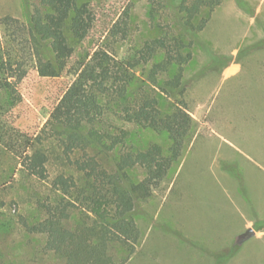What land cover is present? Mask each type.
<instances>
[{
	"label": "trees",
	"instance_id": "obj_1",
	"mask_svg": "<svg viewBox=\"0 0 264 264\" xmlns=\"http://www.w3.org/2000/svg\"><path fill=\"white\" fill-rule=\"evenodd\" d=\"M164 1L176 11L179 32L159 25L158 35L118 57L113 47L128 36L127 8L102 44L71 68L75 79L41 131L24 138L20 153L13 154L21 172L50 181L55 198L41 206L42 220L22 226L44 235V249L65 264L129 262L143 236L137 205L153 197L195 137L196 121L184 100L187 67L195 60V36L224 0ZM22 2L26 20L0 18V117L21 102L18 84L31 68L41 77H59L96 21L89 0ZM162 98L168 111L161 108ZM128 126L165 134L167 147L133 146ZM53 161L61 166L50 180ZM135 170L143 172L141 178ZM75 210L84 211V218L70 226ZM114 246L120 258L111 253Z\"/></svg>",
	"mask_w": 264,
	"mask_h": 264
},
{
	"label": "rangeland",
	"instance_id": "obj_2",
	"mask_svg": "<svg viewBox=\"0 0 264 264\" xmlns=\"http://www.w3.org/2000/svg\"><path fill=\"white\" fill-rule=\"evenodd\" d=\"M89 1L96 21L88 36L76 46L64 72L57 78H45L31 68L18 84L21 102L0 117V224L11 222L0 229V264H65L62 258L44 249V235L27 233L22 226L26 221L35 224L42 220L45 213L41 206L48 203L49 197L51 201L55 198L50 181L40 182L21 172L13 154L20 153L24 138L37 136L44 127L75 79L71 68L102 44L127 8L131 12L128 36L113 47L118 57L158 35L159 25L179 32L176 11L167 7L164 0L162 5L160 0ZM25 12L22 0H0V18L12 15L26 20ZM190 38L186 36V40ZM195 41V60L187 67L185 80L190 85L184 100L197 120L196 129L205 133L230 127L228 144L236 146L256 165L240 156L236 162H225L222 168L223 160L217 158L211 167V159L201 150L202 143L197 144L201 135L194 137L192 143L195 139L196 147L185 151L152 198L137 205L136 217L143 236L126 264H264V203L259 209L261 216H255V201L249 199L253 195L247 194L252 188L264 195V83L259 80L264 79V72L245 68L236 79L239 81L224 85L220 78L226 67L219 71L226 62L228 66L264 65V0H224ZM213 61L219 64L209 68ZM234 88L236 93L229 92ZM228 98L231 104L227 107ZM168 107V101L162 98L161 108L168 111ZM222 111L233 119L231 123ZM127 128L130 141L137 148L150 142L167 147L165 134ZM228 144L218 151L230 150ZM2 149H10L11 154ZM60 166L57 161L50 164V180ZM247 166L252 170L251 188L245 193L242 175ZM133 174L141 178L143 172L135 170ZM217 175L222 184H216ZM82 212L85 213L71 211L68 224L83 220ZM248 228H253L255 235L237 245L238 236ZM111 253L122 256L118 246L112 247Z\"/></svg>",
	"mask_w": 264,
	"mask_h": 264
},
{
	"label": "crops",
	"instance_id": "obj_3",
	"mask_svg": "<svg viewBox=\"0 0 264 264\" xmlns=\"http://www.w3.org/2000/svg\"><path fill=\"white\" fill-rule=\"evenodd\" d=\"M249 67H253V68H250V69H253L255 73L257 71L259 73L260 72L261 73L264 72V65L263 66L261 65V66H245V67H243V65H240V64H232V65H229L228 67H226L222 71L221 78H220L221 84L225 85V84H227L230 81H235L236 79H238V77L241 75V73H243L244 69L245 68H249ZM259 80L263 81L262 84L264 83V79L263 78H261ZM236 81H239V80H236ZM236 87L238 88L237 85H236ZM229 92L236 93L235 92V88L233 90H230ZM226 104H227V107L231 104V99L230 98L227 99ZM222 106H223V104H222ZM221 110H223L222 107H221ZM222 113L225 116V120H228L231 123L230 119H232V118H230L228 116V114L226 115L225 112L222 111ZM194 120L197 122V120L195 118H194ZM232 126L234 127V125H232ZM232 130H233V128H232ZM234 130H235V127H234ZM230 132H231L230 131V127H227L226 129H223V130H221V129L220 130L219 129H212V131H207L205 133H200V131L196 132L195 139L199 135H201V138H202L200 142L197 141V144L198 143H200V144L202 143L201 150L202 151H206V156H209V158L211 159L209 165L212 167L213 163L211 164V162L218 158V159L223 160V163H222V166H221V168H222L223 164H225V162L226 163L228 161L229 162H236L237 158H239L240 156H243L247 162L256 165V163L252 159H249L248 156L246 157L244 153L239 151L240 149H238L236 146L233 147L232 144H228V140L226 139V137L229 135L228 133H230ZM195 139H194V141H195ZM194 141H193L192 145L190 146L189 150L192 149V147L193 148L196 147V144H194ZM223 144H228L229 148H231L232 150L230 149V150H227L226 152H222V150H221L219 152L218 148L220 146H223ZM202 151H201V153H199L200 156L203 155ZM221 155L222 156L224 155V158H222ZM197 159H198V157H197ZM210 166L208 167V169H210ZM252 168H256V167H252ZM244 169H246V171H245V174L242 175V178H243V181H244V183H243L244 187L243 188H244L245 193H246L251 188V186H249V184L251 182L250 171H252V170H251L250 166H247ZM258 169L263 170L261 167H258ZM240 171H241V167H240ZM218 179H219V175H217L216 184H222L223 182L221 180H218ZM247 194L253 195V196L249 197V199L255 201V204H254L256 206V214H255V216H257V217L261 216V213L259 212V209H260V206L264 203V195L263 194H258L252 188H251V190L249 192H247ZM243 233H241V234H243ZM236 243H237V240H236Z\"/></svg>",
	"mask_w": 264,
	"mask_h": 264
},
{
	"label": "water",
	"instance_id": "obj_4",
	"mask_svg": "<svg viewBox=\"0 0 264 264\" xmlns=\"http://www.w3.org/2000/svg\"><path fill=\"white\" fill-rule=\"evenodd\" d=\"M255 235V230L253 228L247 229L243 234H241L237 239V244L242 245Z\"/></svg>",
	"mask_w": 264,
	"mask_h": 264
}]
</instances>
